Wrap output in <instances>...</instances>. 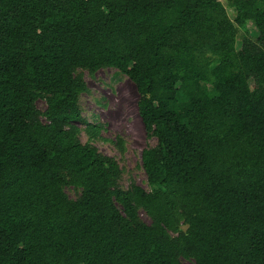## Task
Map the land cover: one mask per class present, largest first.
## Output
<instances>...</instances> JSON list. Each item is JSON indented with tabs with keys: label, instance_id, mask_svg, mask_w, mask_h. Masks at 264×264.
Returning a JSON list of instances; mask_svg holds the SVG:
<instances>
[{
	"label": "trees",
	"instance_id": "1",
	"mask_svg": "<svg viewBox=\"0 0 264 264\" xmlns=\"http://www.w3.org/2000/svg\"><path fill=\"white\" fill-rule=\"evenodd\" d=\"M226 3L0 0V264H264V0ZM105 68L156 139L149 190L90 141L79 70Z\"/></svg>",
	"mask_w": 264,
	"mask_h": 264
},
{
	"label": "rangeland",
	"instance_id": "2",
	"mask_svg": "<svg viewBox=\"0 0 264 264\" xmlns=\"http://www.w3.org/2000/svg\"><path fill=\"white\" fill-rule=\"evenodd\" d=\"M230 18L234 17V10L227 6L223 0ZM247 29L256 33L252 23H248ZM245 30L239 28L237 31V46L244 35ZM84 77L88 90L81 96L83 116L92 123L101 126L100 136L90 141L94 142L99 151L114 157L121 169L122 175L120 185L127 188L131 182L150 189L147 183L146 174L141 167V151L145 147L154 146L156 139L150 137L144 129L138 113L137 101L138 92L135 84L126 76L113 68L99 69L93 75L87 70H79ZM37 107L44 111L45 100L39 99ZM41 119L46 121L45 117ZM82 128L81 141L86 142L88 135L85 133L84 123H77ZM121 138L124 142V151L119 149L116 139ZM67 194L75 197L76 192L68 188ZM141 218L149 222L148 215L139 211ZM187 264L190 262L186 261Z\"/></svg>",
	"mask_w": 264,
	"mask_h": 264
}]
</instances>
